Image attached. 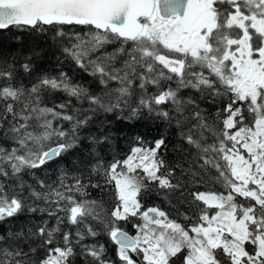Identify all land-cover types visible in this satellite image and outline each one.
<instances>
[{
	"label": "snow or ice",
	"instance_id": "1",
	"mask_svg": "<svg viewBox=\"0 0 264 264\" xmlns=\"http://www.w3.org/2000/svg\"><path fill=\"white\" fill-rule=\"evenodd\" d=\"M77 27L83 33L67 30ZM13 30L51 31L59 51L107 90L92 94L65 73L37 74L30 87L14 83L15 63L0 58V224L26 213L55 217L52 227L43 220L0 235V264H74L77 256L82 264H264V0H0V33ZM109 44L118 46L105 52ZM121 56L127 58L117 67ZM19 71L33 74L30 58ZM112 82L117 86L109 88ZM149 86L156 91L148 93ZM182 89L227 102L210 123L198 109L185 115L195 101L181 97ZM56 92L86 101L83 111L90 114L79 108L68 114L71 101L46 106L43 94ZM99 112L127 122L175 123L188 166H176L178 177L166 165V136L150 146L137 137L123 159L92 169L113 190L107 208L87 198V188H100L99 182L86 184L63 166L58 182L36 181L40 190L24 181V174L63 160L82 139L94 152L109 145L111 130L84 134ZM206 176L222 190L200 191ZM187 184L195 213L187 227L141 203L149 191L184 196ZM64 224L73 227L63 230ZM101 235L107 243L96 239ZM38 248L44 255L33 258Z\"/></svg>",
	"mask_w": 264,
	"mask_h": 264
},
{
	"label": "trees",
	"instance_id": "2",
	"mask_svg": "<svg viewBox=\"0 0 264 264\" xmlns=\"http://www.w3.org/2000/svg\"><path fill=\"white\" fill-rule=\"evenodd\" d=\"M70 32L83 33L84 29L79 27L67 29ZM19 37V39H17ZM65 45H68L70 41L64 38ZM118 45L109 44L104 48L105 52H112ZM0 58L6 59L9 63H15L18 72V78L14 83H23L25 86L30 87L35 82L37 74L58 76L60 73H65L72 82L79 83L87 87L92 94L102 95L105 89L99 84L98 79L89 75L83 69H80L70 59L65 57L60 51L58 45L53 40V33L51 31L44 34H35L23 32L19 33L15 30L5 31L0 33ZM31 59L33 64V74L31 76L25 75L19 71V66L22 62ZM127 57L121 56L116 62V66H121V63ZM138 83V82H137ZM172 83V82H168ZM117 85L115 82L109 84V88H114ZM172 86L175 87L174 83ZM148 93H153L156 89L152 86L148 87ZM139 92V89H136ZM180 96L185 100L191 98L195 101L192 105L186 106L185 115H188L194 109L202 111V113L208 118L211 123L215 117V114L219 108L222 107L223 103H226V98H213L212 96H202L199 92L194 89H182ZM71 101L68 104V114H74V109H81L80 115H89L90 113L84 112L83 109L88 108L87 102L79 103L75 98H70L66 94L61 92L56 93H44L43 103L46 106L51 107L53 104H60ZM166 110H170V105H165ZM0 110H2V104H0ZM172 115H175L173 112ZM105 120L111 121V123H104ZM67 130L71 127L67 121H58ZM190 123H195L190 121ZM111 130L113 133L112 142L109 145L101 146L95 152L90 146L87 140H81L80 146L74 149L68 156L58 163L49 164L45 170H37L35 175L24 174L23 179L27 184H31L39 189L37 180H45L47 183L52 184L58 182V169L59 166H63L68 170L70 175L80 177L84 183H88L89 179L93 184L99 182L100 188H93L89 186L87 188V198L102 201L105 207H110L112 204L113 190L110 185L103 183L102 174L97 175L93 173L92 169L100 164L106 167L113 158L123 159L129 154L130 149L137 146L140 141H137V137L141 138L144 146H150L155 139L160 138L161 135L166 136L168 142V148L162 153L163 158L168 167H173L176 170L177 176L181 172V168L176 167L177 165H183L185 168L188 166L186 159L189 156L188 151H184L188 146L180 141L178 138L179 130L175 123L167 125L165 121L159 119H139L133 122H127L123 120L115 119L114 114H104L103 112L96 113L93 115L92 120L89 122L87 129L84 130L85 135H101L103 132ZM208 142H211L209 139ZM194 151V150H193ZM214 175V170L212 171ZM186 181L188 178L183 177ZM71 182V181H69ZM200 191L208 190H222L219 185H215L210 181L209 177H205L204 183L197 185ZM193 190V186L187 184L185 187V195L181 196L179 192L165 197L164 195L158 194L156 191H149L144 193L141 197V203L144 208L156 207L166 214L169 219L175 220L177 223L187 227L194 222L195 213L194 205L187 203L190 197L187 196V192ZM191 217V219H185V216ZM43 220H47L49 227L55 226V217H48L47 213L44 214H33L26 213L11 224H0V235H7L9 231L16 232L21 230L25 225L39 224ZM90 223H95L89 221ZM139 222V221H137ZM126 230L135 234V229L131 224L124 225ZM63 230H69L73 226L64 224L61 225ZM26 231L27 229L24 228ZM100 243H107L106 238L101 235L96 238ZM90 242V241H86ZM14 243V242H10ZM32 241L23 243L21 246L27 250ZM78 250V249H77ZM108 256L115 259V251L112 245H108ZM44 250L38 248L33 258L43 257ZM74 264H82V258L77 256L74 260Z\"/></svg>",
	"mask_w": 264,
	"mask_h": 264
}]
</instances>
